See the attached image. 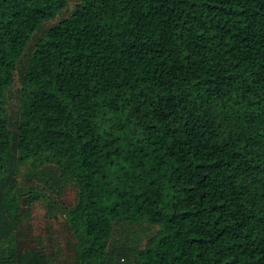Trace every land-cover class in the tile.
Instances as JSON below:
<instances>
[{
	"label": "trees",
	"instance_id": "1",
	"mask_svg": "<svg viewBox=\"0 0 264 264\" xmlns=\"http://www.w3.org/2000/svg\"><path fill=\"white\" fill-rule=\"evenodd\" d=\"M128 257L264 264V0H0V264Z\"/></svg>",
	"mask_w": 264,
	"mask_h": 264
},
{
	"label": "rangeland",
	"instance_id": "2",
	"mask_svg": "<svg viewBox=\"0 0 264 264\" xmlns=\"http://www.w3.org/2000/svg\"><path fill=\"white\" fill-rule=\"evenodd\" d=\"M29 167L23 165L18 174V187L20 191H24L31 183L26 179ZM54 197L57 199V205L61 206L65 204L67 206L74 203L76 199V186L74 183L69 182L60 193L53 192ZM43 200L38 201L31 210V216L29 217V235L31 242L35 247L43 248L47 253H53L56 256H60L61 259H65L69 252V244L73 241V234L66 226L65 215L61 208H52V213L46 214L45 205ZM139 229V226L137 227ZM142 227H140L141 229ZM155 229L154 226L149 228L150 231ZM144 230H141L143 234ZM148 233H150L148 231ZM130 241L122 239L117 244L112 254H117L120 248L127 247ZM71 256V254H70ZM123 264H133L128 260L123 261Z\"/></svg>",
	"mask_w": 264,
	"mask_h": 264
}]
</instances>
